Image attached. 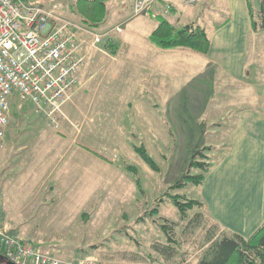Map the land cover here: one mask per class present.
Here are the masks:
<instances>
[{
  "label": "rangeland",
  "instance_id": "1",
  "mask_svg": "<svg viewBox=\"0 0 264 264\" xmlns=\"http://www.w3.org/2000/svg\"><path fill=\"white\" fill-rule=\"evenodd\" d=\"M29 1L93 27L101 38L93 45L86 35L92 50L82 69L91 62L102 66L80 76L81 82L90 78L75 96L78 108L65 105L59 128L50 127L31 101L12 98V128L0 140V221L9 220L11 234L66 264L84 257L99 264H197L222 231L202 205L183 214L170 194L200 200L201 183L173 185L193 150L212 144V160L224 154L235 113L212 115L204 108L200 118L181 114L180 125L158 112L165 103L154 107L163 90L146 83L144 62L163 67L164 93L181 90L200 64L172 53L151 59L149 34L161 22L171 29L195 21L211 30L224 15L202 0H180L168 14L158 2L136 14L131 0ZM47 127L56 136L42 141ZM142 143L159 170L134 150Z\"/></svg>",
  "mask_w": 264,
  "mask_h": 264
},
{
  "label": "crops",
  "instance_id": "2",
  "mask_svg": "<svg viewBox=\"0 0 264 264\" xmlns=\"http://www.w3.org/2000/svg\"><path fill=\"white\" fill-rule=\"evenodd\" d=\"M179 1L159 0L157 4L164 8V12L169 5L168 14ZM252 1L256 12L259 0ZM202 2L210 3L211 8L224 15L223 21L215 24L211 30L207 29L210 38L208 52L184 47L162 48L149 40L151 59L156 58L159 62L161 53H172L200 66L191 74L184 88L164 93L163 67L146 59V83L155 84L159 90H163L162 94L157 92L158 101L154 107L159 109L165 103V111L158 112L172 115L175 122L183 120L181 114L192 115V119L200 118L204 108H209L208 113L212 115L235 113L234 124L227 137L228 148L201 183L200 201L207 215L222 232L249 237L264 222V30H253L247 0ZM91 50V47L84 45L86 55ZM95 63L81 68L80 76L90 74V69L100 68L101 63ZM151 70L155 71V75L150 74ZM89 78L83 82L80 80L81 84L69 102V109L78 108L75 96ZM11 128L10 124L7 131ZM54 136L50 127L42 130V141L53 140ZM55 143L60 146L64 142L56 138ZM9 223L12 226L9 220L0 221V225Z\"/></svg>",
  "mask_w": 264,
  "mask_h": 264
},
{
  "label": "built area",
  "instance_id": "3",
  "mask_svg": "<svg viewBox=\"0 0 264 264\" xmlns=\"http://www.w3.org/2000/svg\"><path fill=\"white\" fill-rule=\"evenodd\" d=\"M157 1L131 0V4L137 14ZM169 9L168 5L165 12ZM86 35L93 38V45L101 38L93 27L53 9L29 0H0V140L6 136L15 96L31 101L50 127L59 128L66 116L64 107L81 84ZM10 229L7 224L0 225V252L15 264H66L17 238ZM71 264L99 262L84 257Z\"/></svg>",
  "mask_w": 264,
  "mask_h": 264
},
{
  "label": "trees",
  "instance_id": "4",
  "mask_svg": "<svg viewBox=\"0 0 264 264\" xmlns=\"http://www.w3.org/2000/svg\"><path fill=\"white\" fill-rule=\"evenodd\" d=\"M252 19L254 31L264 30V0H259V9L255 12L253 1L247 0ZM150 42L162 48L184 47L206 53L210 48V38L206 27H201L195 21L189 22L179 28H164V22H161L148 36ZM113 50L116 46L111 44ZM134 150L139 156L153 169L159 170V164L150 155L146 145L134 144ZM214 145L207 144L193 150L192 158L189 160L188 169L185 174L173 185V188L182 187L185 182L193 181L203 183L207 173L214 165L211 152ZM227 150V149H226ZM225 150V152H226ZM201 169L198 174H191L190 168ZM127 169L136 172V166L127 165ZM136 184L140 192L143 187L139 177H136ZM174 204L184 214L195 206L202 205L199 199L184 198L180 194H170ZM156 210L153 209V212ZM199 217V213L197 214ZM166 230V224H161ZM169 246L168 248H170ZM167 248V247H165ZM165 248L162 252H165ZM144 264V263H130ZM197 264H264V222L249 237H244L237 233L222 232L220 238L214 240L209 251L201 258Z\"/></svg>",
  "mask_w": 264,
  "mask_h": 264
},
{
  "label": "water",
  "instance_id": "5",
  "mask_svg": "<svg viewBox=\"0 0 264 264\" xmlns=\"http://www.w3.org/2000/svg\"><path fill=\"white\" fill-rule=\"evenodd\" d=\"M0 262L3 264H15L12 260H10L6 255L0 252Z\"/></svg>",
  "mask_w": 264,
  "mask_h": 264
},
{
  "label": "flooded vegetation",
  "instance_id": "6",
  "mask_svg": "<svg viewBox=\"0 0 264 264\" xmlns=\"http://www.w3.org/2000/svg\"><path fill=\"white\" fill-rule=\"evenodd\" d=\"M0 264H3L2 262H0Z\"/></svg>",
  "mask_w": 264,
  "mask_h": 264
}]
</instances>
